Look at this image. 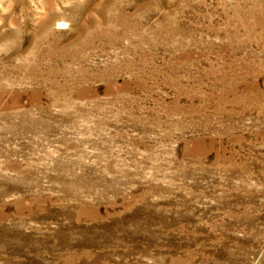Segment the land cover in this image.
<instances>
[{
  "label": "rangeland",
  "instance_id": "obj_1",
  "mask_svg": "<svg viewBox=\"0 0 264 264\" xmlns=\"http://www.w3.org/2000/svg\"><path fill=\"white\" fill-rule=\"evenodd\" d=\"M0 264H264V0H0Z\"/></svg>",
  "mask_w": 264,
  "mask_h": 264
}]
</instances>
